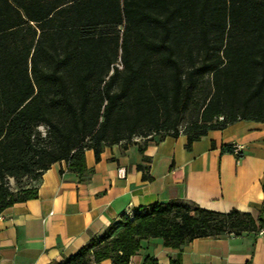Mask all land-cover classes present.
Returning <instances> with one entry per match:
<instances>
[{"label":"trees","instance_id":"obj_1","mask_svg":"<svg viewBox=\"0 0 264 264\" xmlns=\"http://www.w3.org/2000/svg\"><path fill=\"white\" fill-rule=\"evenodd\" d=\"M242 119L264 121V0H0V213L35 198L54 162L84 175L85 149L99 160L104 145L179 133L189 148ZM263 212L264 199L256 219L156 201L48 264H128L141 239L180 249L256 231Z\"/></svg>","mask_w":264,"mask_h":264},{"label":"crops","instance_id":"obj_2","mask_svg":"<svg viewBox=\"0 0 264 264\" xmlns=\"http://www.w3.org/2000/svg\"><path fill=\"white\" fill-rule=\"evenodd\" d=\"M185 144L183 133L136 137L104 145L99 160L85 149L82 176L65 161L52 163L35 183V198L0 213V264L59 261L110 225L116 233L122 215L156 201L182 199L256 219L264 199V121L237 120ZM235 144L238 154L224 150ZM178 253L182 264H264V233L198 237L180 249L148 237L128 264H143L146 256L169 264ZM99 264L113 263L105 258Z\"/></svg>","mask_w":264,"mask_h":264},{"label":"rangeland","instance_id":"obj_3","mask_svg":"<svg viewBox=\"0 0 264 264\" xmlns=\"http://www.w3.org/2000/svg\"><path fill=\"white\" fill-rule=\"evenodd\" d=\"M209 83H208V78H205L203 80V83H202V91L201 93H207V91H209ZM197 116L196 114V111L191 109L190 111L186 112L183 117H182V121H181V126L180 128L183 129L191 120H193L195 117ZM40 129L43 131L44 129L42 127H40ZM9 183H10V186L12 188L16 187L17 184L15 183V181L13 179H9ZM33 184L34 181H29V180H23L22 181V184L21 185H25V184ZM20 186V185H19Z\"/></svg>","mask_w":264,"mask_h":264},{"label":"built area","instance_id":"obj_4","mask_svg":"<svg viewBox=\"0 0 264 264\" xmlns=\"http://www.w3.org/2000/svg\"><path fill=\"white\" fill-rule=\"evenodd\" d=\"M239 146L238 145H233L232 146V152L235 154L239 153ZM126 217H128L129 219L133 218V212H127L124 214ZM258 233H264V212L262 214V223L260 225V227L257 229Z\"/></svg>","mask_w":264,"mask_h":264}]
</instances>
